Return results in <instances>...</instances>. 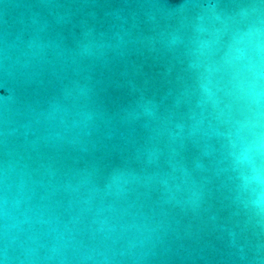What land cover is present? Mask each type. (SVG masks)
<instances>
[{
    "label": "water",
    "instance_id": "water-1",
    "mask_svg": "<svg viewBox=\"0 0 264 264\" xmlns=\"http://www.w3.org/2000/svg\"><path fill=\"white\" fill-rule=\"evenodd\" d=\"M0 264H264V0H0Z\"/></svg>",
    "mask_w": 264,
    "mask_h": 264
}]
</instances>
